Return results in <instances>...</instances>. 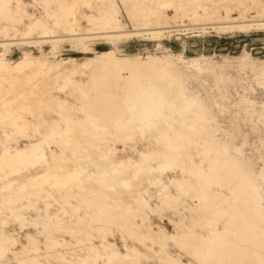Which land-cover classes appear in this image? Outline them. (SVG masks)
Listing matches in <instances>:
<instances>
[{
    "label": "rangeland",
    "instance_id": "obj_1",
    "mask_svg": "<svg viewBox=\"0 0 264 264\" xmlns=\"http://www.w3.org/2000/svg\"><path fill=\"white\" fill-rule=\"evenodd\" d=\"M262 23L264 0H0V54L51 68L0 82V153L82 170L16 193L26 165L0 167V264H264Z\"/></svg>",
    "mask_w": 264,
    "mask_h": 264
},
{
    "label": "bare ground",
    "instance_id": "obj_2",
    "mask_svg": "<svg viewBox=\"0 0 264 264\" xmlns=\"http://www.w3.org/2000/svg\"><path fill=\"white\" fill-rule=\"evenodd\" d=\"M64 20L67 23L68 22L71 23V22H73V21L76 20L75 19V12H74L72 6L69 7L65 11ZM222 23H224V22H222ZM232 23H236L237 24L236 21L235 22L234 21L233 22H230L231 25H232ZM219 24H221V23H219ZM227 24H229V23H227ZM227 24H226V26H228ZM262 25L264 26V23H262ZM219 26H223L224 27V24L223 25H219ZM241 27H243V26H241ZM38 28H39V26H38L37 23L31 24L30 27H29V29H28V31L25 34H23V37L31 36L32 34H34L38 30ZM232 28H235V27H232ZM237 28H238V26H237ZM219 29H220V27H219ZM75 33L77 34V32H75ZM48 34H50V33H48ZM76 34H74V35H76ZM133 35H136V34H133ZM44 36H45V34H44ZM121 36H122V34H120V36L118 35L117 37H121ZM125 36H128V34H126ZM5 53L6 52L0 54V82L7 81L10 89L13 90V91L16 90V87H17L16 86V82L17 81L15 82V79H19L20 77H22V80L24 79L25 80V83H26V81L31 78L32 73L35 71L36 68H39L38 70H40V69H43L45 67L46 69L49 70V72L51 70L50 67H47L48 65L46 66V64L44 62H42V59H44V58H42L41 61H40V60L37 59V57L36 58H33L30 55L24 54L21 59L9 63L6 60V58H5V56H6ZM40 74H42V70H41ZM47 74H49V73L47 72ZM56 74H57V77H58L61 74H63V72H62V70L61 71L58 70V71H56ZM44 77H45V75H44ZM3 110H4V112L9 113V115H10L9 117H10V119H12L13 117H15L14 115L16 114L17 110L18 111L21 110V107L17 106V100H14V101H8L6 103H3ZM41 125H42L44 131L47 132V131H49L51 129L52 122H50L48 120H45V119H42ZM64 136H65V134H64ZM66 136H67V134H66ZM78 139L80 141V138H78ZM82 140H83V138H82ZM75 144H77V143H75ZM80 147H81V145H80ZM49 157H50V159L52 161L54 160L55 163H57L56 162V159L60 158L59 160H61V164H59L54 170H50L49 169L50 168L49 167V164H50L49 163ZM66 160H69V159L66 158V157L64 158V156H62V155H58V154L53 153V151L49 147H47V145L44 142L33 143V144L25 145L23 148H20V149L5 148L0 153V167L1 166H21L22 164L23 165H26L25 166L26 167V170L28 169L26 171L28 173L26 179L29 180V183L27 185H25V183H21V184H18L17 185V182L18 181H15V180H7V181L4 182L3 187L6 188L8 190V192L10 190H15L16 193H22L27 188L28 189L29 188L30 189H32V188L37 189L36 187L45 186L46 184H49V182H51V181L53 183V180L55 181L57 179H58V181H55V183H56L57 186H59V187L60 186H65L68 182H71L73 180L79 179V176L81 175V172H82V170H78L75 165H74L75 167L74 166L73 167H69V166H66L64 163H62V162H66ZM34 165H43L45 167V172H37V171H35V169H34L35 166ZM51 165H52V163H51ZM27 166H28V168H27ZM109 168L110 169L107 170L104 174H100L99 173V177L102 178V179H104V176H106L105 174H110V173L112 175H118V170L121 169L120 168V165L117 164V163H115V162H111V165H110ZM120 173H121V171H120ZM127 181H128V179L126 181H123V183L121 185H123V184L124 185H127V183L129 182V181L128 182ZM125 182H127V183L125 184ZM71 183H73V182H71ZM113 187H115V186H113ZM128 187H130V186H128ZM123 188H125V186ZM0 252H1V255H4V253H5L4 247L1 248V251Z\"/></svg>",
    "mask_w": 264,
    "mask_h": 264
}]
</instances>
